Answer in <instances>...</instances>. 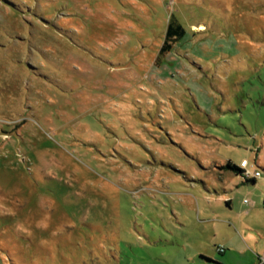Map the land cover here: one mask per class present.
Returning <instances> with one entry per match:
<instances>
[{
  "label": "rangeland",
  "instance_id": "1",
  "mask_svg": "<svg viewBox=\"0 0 264 264\" xmlns=\"http://www.w3.org/2000/svg\"><path fill=\"white\" fill-rule=\"evenodd\" d=\"M243 158L264 162V0H0V264H196L222 232L201 192L264 232Z\"/></svg>",
  "mask_w": 264,
  "mask_h": 264
},
{
  "label": "crops",
  "instance_id": "2",
  "mask_svg": "<svg viewBox=\"0 0 264 264\" xmlns=\"http://www.w3.org/2000/svg\"><path fill=\"white\" fill-rule=\"evenodd\" d=\"M244 159L247 158H243L242 160ZM249 161L255 162L258 168L262 171V174L259 178L251 181H242V184L244 186H253L260 179H263L264 182V162L261 164L258 158ZM240 163L236 165L239 166ZM235 172L238 173V171ZM205 183L206 185H209V183ZM200 196H206L208 199L220 200V202L227 198L226 196H220V199H215L217 196H213L209 192H201ZM263 201L264 195L262 196L261 205L260 202H258L257 206H247L240 214L251 215L255 211L258 213L261 212L260 216L264 224ZM219 203L217 205H210L209 202H207L204 205V203H201L200 199H198V195L194 197L190 210L193 211L195 220L201 224L211 226L219 225L222 227L221 234L212 232V234L207 236L210 244L197 252L199 255V261H197L196 264H257L259 258L264 256V232H262V229L258 226L251 227L253 226L252 224H249L250 227H246L245 219L241 220L233 214V207L230 200L227 201L225 205ZM249 220H251V223H255L254 219L249 218ZM214 241L217 243L215 244V252H217V254H212L213 250L211 245L212 243L214 244ZM221 247L223 248V251L219 249Z\"/></svg>",
  "mask_w": 264,
  "mask_h": 264
},
{
  "label": "trees",
  "instance_id": "3",
  "mask_svg": "<svg viewBox=\"0 0 264 264\" xmlns=\"http://www.w3.org/2000/svg\"><path fill=\"white\" fill-rule=\"evenodd\" d=\"M186 32L187 31L183 26V24L177 19L175 15H172L171 19L169 20L167 30L165 33V38L162 46L160 47L159 54L164 55L167 54L169 51H171L174 43L183 39L186 35ZM227 167L232 170L239 171V167L230 162L227 163ZM263 205H264V201H263Z\"/></svg>",
  "mask_w": 264,
  "mask_h": 264
},
{
  "label": "built area",
  "instance_id": "4",
  "mask_svg": "<svg viewBox=\"0 0 264 264\" xmlns=\"http://www.w3.org/2000/svg\"><path fill=\"white\" fill-rule=\"evenodd\" d=\"M239 173L245 181H249L259 178L262 174V171L258 168L255 162H250L248 159H244L239 165ZM219 249L223 251L222 247ZM257 264H264V256L259 258Z\"/></svg>",
  "mask_w": 264,
  "mask_h": 264
}]
</instances>
